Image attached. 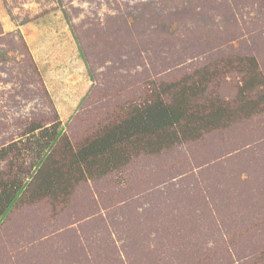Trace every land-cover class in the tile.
Segmentation results:
<instances>
[{"label":"rangeland","instance_id":"obj_1","mask_svg":"<svg viewBox=\"0 0 264 264\" xmlns=\"http://www.w3.org/2000/svg\"><path fill=\"white\" fill-rule=\"evenodd\" d=\"M255 75L264 0H0V181H33L41 130L77 150L183 78L208 81L195 104L234 111ZM250 91L257 102L264 86ZM229 120L159 152L129 147L67 197L21 194L0 264H264V110Z\"/></svg>","mask_w":264,"mask_h":264},{"label":"trees","instance_id":"obj_2","mask_svg":"<svg viewBox=\"0 0 264 264\" xmlns=\"http://www.w3.org/2000/svg\"><path fill=\"white\" fill-rule=\"evenodd\" d=\"M251 64V70L255 71L254 60ZM203 76L209 77L206 71ZM261 78L255 75L244 82L240 88V98L244 103L239 104L234 111L228 107L223 108L219 102L214 106L210 101L209 107L205 104H195V95H200L207 86L208 81L204 82L206 79L198 80L193 88L188 84L191 78L162 85L155 94V99L149 104L131 112L116 126L107 128L93 139L84 142L77 150L66 143L62 144V148L52 149L53 142L55 145L62 137L61 128L51 133H48L47 129L39 131L40 139L38 142L34 141L37 143L36 149H31L30 146L37 156L33 163L36 171L33 181L28 183L19 178L18 183L13 185L0 181V222L21 194H27L26 197L31 202L57 194L59 197H67L72 189L71 182L75 178H82L86 172L94 177L96 173L103 174L126 163L129 159V147L132 148V153H138L140 150L159 152L178 143L197 140L206 131L221 127L224 120H235L264 110V107L259 108L264 102V94L257 102L246 100L243 94L250 93V90L260 85L264 86V80ZM195 87H201L196 94L193 92ZM64 139H61L62 142ZM30 141L33 143V140ZM51 150L52 152H48ZM7 152L0 150V161L7 156Z\"/></svg>","mask_w":264,"mask_h":264}]
</instances>
